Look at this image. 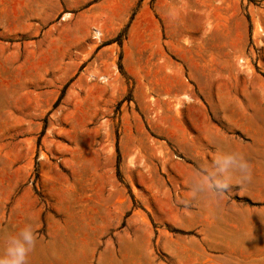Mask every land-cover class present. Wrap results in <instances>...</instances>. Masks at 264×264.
<instances>
[{"label":"rangeland","instance_id":"374dc122","mask_svg":"<svg viewBox=\"0 0 264 264\" xmlns=\"http://www.w3.org/2000/svg\"><path fill=\"white\" fill-rule=\"evenodd\" d=\"M220 150L250 181L188 199ZM27 225V264H264V0H0V254Z\"/></svg>","mask_w":264,"mask_h":264},{"label":"clouds","instance_id":"9594fccd","mask_svg":"<svg viewBox=\"0 0 264 264\" xmlns=\"http://www.w3.org/2000/svg\"><path fill=\"white\" fill-rule=\"evenodd\" d=\"M251 179V168L238 151H218L211 160H205L190 182V196L197 199L208 196L219 199L229 192L233 181L246 184ZM37 243L35 231L27 225L10 234L5 242L0 264H27L29 253Z\"/></svg>","mask_w":264,"mask_h":264},{"label":"bare ground","instance_id":"6f19581e","mask_svg":"<svg viewBox=\"0 0 264 264\" xmlns=\"http://www.w3.org/2000/svg\"><path fill=\"white\" fill-rule=\"evenodd\" d=\"M96 34H99V33L96 32Z\"/></svg>","mask_w":264,"mask_h":264},{"label":"trees","instance_id":"16d2710c","mask_svg":"<svg viewBox=\"0 0 264 264\" xmlns=\"http://www.w3.org/2000/svg\"><path fill=\"white\" fill-rule=\"evenodd\" d=\"M121 68V67H120Z\"/></svg>","mask_w":264,"mask_h":264}]
</instances>
